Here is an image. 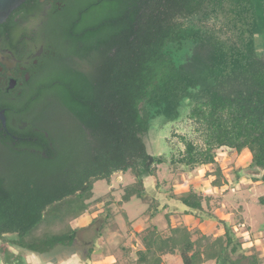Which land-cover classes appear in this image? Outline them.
Listing matches in <instances>:
<instances>
[{"label":"trees","instance_id":"obj_1","mask_svg":"<svg viewBox=\"0 0 264 264\" xmlns=\"http://www.w3.org/2000/svg\"><path fill=\"white\" fill-rule=\"evenodd\" d=\"M42 22L36 41L46 53L19 119L27 126L9 115L7 128L0 124V145L9 147L0 154V237L41 255L72 247L77 219L98 213L97 221L105 212L102 235L118 229L115 215L136 197L149 206L148 225L137 233L143 247L122 246L119 264H164L170 255L183 264H264V253L237 237L238 225L224 222L219 236L170 222L160 230L153 221L168 209L170 221L171 209L145 181H158L168 164L175 176L205 169L219 189L229 181L218 152L248 150L260 175L253 180L264 182V0H66ZM160 121L173 129L189 122L183 149L148 150ZM16 138L26 139L18 150ZM129 172L133 183L94 197L98 181ZM182 195L168 194L186 208L172 212L200 224L217 217L213 195L193 183Z\"/></svg>","mask_w":264,"mask_h":264},{"label":"rangeland","instance_id":"obj_2","mask_svg":"<svg viewBox=\"0 0 264 264\" xmlns=\"http://www.w3.org/2000/svg\"><path fill=\"white\" fill-rule=\"evenodd\" d=\"M161 120V119H160ZM162 121V120H161ZM159 122L153 127V130L150 132V139H148V150L152 154L156 155H169L171 149L180 148L183 149V145L179 140L180 135H185L190 132L189 122H178L175 129H173L172 122ZM173 133H176L174 135ZM247 155L241 156H229L225 150H220L218 152V164L221 167L224 176L229 185L225 193L221 194L220 192H215L214 187L211 185L212 177H205V169H199L193 173L189 171H182L176 176L169 171V165L163 164L160 169L159 180L155 177H147L146 184L148 187V193L151 196L159 198L163 203L172 206V201L167 200L168 194L170 191H173L177 197L183 196L182 194L186 190L189 182L193 183L199 192L204 195H213V202H211L212 212L217 216L216 218L206 217L203 222L205 226L210 229H204L205 234L219 236L224 234L225 227L223 223L229 225H238L236 235L246 241V243H253L255 248L264 253V205L260 203V198L264 197V182L259 184H254L255 181L253 178L257 177L258 170L250 167L249 158H246ZM209 172L213 173L214 169L209 167ZM242 176L248 178L242 180L239 186L237 185V176ZM252 178V180H251ZM250 179V180H249ZM252 182H249V181ZM135 181V177L131 173L126 174H117L112 177L111 184L107 180H100L94 186V197L99 198L106 195L112 187H119L121 184L128 185ZM160 181V186L158 182ZM210 182V183H209ZM249 185H252L248 187ZM247 186V187H245ZM221 189V188H220ZM120 191V189L118 190ZM218 191V190H217ZM164 193V194H162ZM162 194V195H161ZM122 191L117 193V199L122 198ZM164 195V196H163ZM222 195L223 201L219 202L218 197ZM94 198V199H95ZM174 205L177 208L178 212L185 211V207L180 201L174 199ZM122 205V204H121ZM121 205L115 204L112 206L114 212L119 211ZM124 213L116 214L114 221L119 224L121 227L119 235L112 234L111 232L104 235L106 238H112L113 242L110 244L113 245L117 242H121L125 237H128L129 228L147 225L143 223L145 220L141 219V215L148 209V205L143 203L139 198L133 197L128 203L122 205ZM103 206L100 205V212H103ZM92 213H86L84 216L74 223V225H84L91 219ZM183 215V214H181ZM185 216V215H184ZM105 217V212H103L98 219L93 224H89L87 228L89 230L82 232L81 230L77 234L76 243L83 244H92L95 240V237L98 234L99 227L104 223L103 218ZM137 220V221H136ZM132 222L128 225L127 222ZM136 224V225H135ZM214 225V226H213ZM109 229V227L107 226ZM141 228V227H140ZM124 233L125 235L121 234ZM102 237L98 242L103 243L106 239ZM13 236L8 235L4 238L0 237V264H26L25 257L22 254H26L27 250H18L19 248H14L11 246L9 239H12ZM115 239V241H114ZM251 239V240H250ZM248 241V242H247ZM115 242V243H114ZM125 242V241H124ZM74 244L75 247L78 246ZM71 247L59 246L57 250L52 255L60 253H65ZM75 249L74 247H72ZM111 249V248H110ZM18 257L20 261H15ZM167 264V263H165ZM170 264H183L180 256L171 259ZM208 264H215L214 262Z\"/></svg>","mask_w":264,"mask_h":264},{"label":"flooded vegetation","instance_id":"obj_3","mask_svg":"<svg viewBox=\"0 0 264 264\" xmlns=\"http://www.w3.org/2000/svg\"><path fill=\"white\" fill-rule=\"evenodd\" d=\"M65 4L66 0H28L0 25V112L5 113L7 124L9 115V121L16 126H27L19 120L26 109L22 105L24 96L40 75L41 61L46 53L44 45L36 41L38 30L44 17L62 10ZM0 124L3 126L1 120ZM16 139L18 143L13 147L18 150L26 139ZM8 148L0 145V154Z\"/></svg>","mask_w":264,"mask_h":264},{"label":"crops","instance_id":"obj_4","mask_svg":"<svg viewBox=\"0 0 264 264\" xmlns=\"http://www.w3.org/2000/svg\"><path fill=\"white\" fill-rule=\"evenodd\" d=\"M246 154H249V155H247L246 158H249L250 165H251V163H252L251 153L248 150H246L241 155H246ZM241 155H237V156L239 157ZM257 176H260V175H257ZM245 178L246 177L241 176L236 181L237 185L239 186L240 182H242V180H245ZM247 179L248 178H246V180ZM251 180H252V178H251ZM249 182H252V181H249ZM259 183L260 182H254V183H252V185L259 184ZM252 185H249L248 187H250ZM245 187H247V186H245ZM227 188H228V185L223 186L221 189L214 187V189H215L214 191L217 193V192H220V190H221V192H222L221 194H223V193H225ZM162 194H164V193H162ZM220 197L223 198L222 195H220ZM173 201H174V199H173ZM173 201H172V206L169 205L170 209H171L170 210L171 211L170 221H168V219L166 217V214L169 212V209L166 210L165 212L160 213V215L153 221V223L156 226H158L160 230L168 229V226L170 225V223L174 227L182 226L184 224L187 225L190 229H196V228L200 227V229H202V231H204V232L207 231L206 229H210V228L206 227L207 226L206 224H204V223L200 224L198 222V220H196L191 215H185L184 216V215H180L178 213L172 212L173 210H177ZM161 203H162V207L165 206V204H166V203L164 204L163 201H161ZM96 217H98V213L92 214L90 221H88L84 225H79L78 227H76L77 225H74V223L77 222L80 219L79 218L73 223V228L78 229V232L80 230L82 232L87 231V230H89V228H87V227H89L88 225L89 224L91 225L94 222H96L95 221ZM141 219L142 220L144 219L145 221L143 223H146L148 225L149 220H148L147 216L142 214ZM147 225L143 226L141 224V226H137L135 228H133V227L129 228L128 237L127 238L125 237V239H123L121 242L120 241L117 242L114 239V241L116 243L114 242L115 244H113V245L110 244V242L111 243L113 242V239L112 238H106L104 235H106L109 232L114 234V236L119 235L120 234L119 231H120L121 227L118 226V229H114V228H111V226H109V229L106 228L105 232H102V235H101V232H100L101 226H100L98 229V234L95 237V240L92 244L76 243L78 246H76V247H75V245L72 246L75 249H73L71 247V248H69L68 253L66 251L64 254L58 252L57 254L52 255L57 250V249H55L49 253L42 254V255L37 254V253H31V252L27 251V253L25 255L22 254V256L25 257V261H26L25 263L26 264H119V259H123L122 258L123 257V250H122L123 247L122 246L130 247L134 250L141 249L143 247L141 241L139 240V238L137 236V233L142 232L147 227ZM121 234L125 235L124 233H121ZM102 237H105L106 240L103 243L98 242V240H100ZM14 248H16V247H14ZM18 250H20V249H18ZM175 257H178V256L170 255V256L164 257V264L165 263L170 264L171 259H173ZM20 258L21 257H18L17 259H15V261L19 262Z\"/></svg>","mask_w":264,"mask_h":264},{"label":"water","instance_id":"obj_5","mask_svg":"<svg viewBox=\"0 0 264 264\" xmlns=\"http://www.w3.org/2000/svg\"><path fill=\"white\" fill-rule=\"evenodd\" d=\"M28 0H0V25L4 24L11 14L25 4ZM0 120L3 122V126L7 127V120L5 113L0 112Z\"/></svg>","mask_w":264,"mask_h":264}]
</instances>
